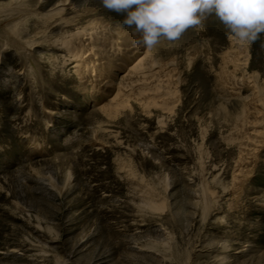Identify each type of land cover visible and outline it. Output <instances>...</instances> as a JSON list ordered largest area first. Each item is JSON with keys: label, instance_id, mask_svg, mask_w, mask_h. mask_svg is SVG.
<instances>
[{"label": "rangeland", "instance_id": "obj_1", "mask_svg": "<svg viewBox=\"0 0 264 264\" xmlns=\"http://www.w3.org/2000/svg\"><path fill=\"white\" fill-rule=\"evenodd\" d=\"M64 1L134 30L102 0H0V26L22 17L9 13L19 6L45 13ZM26 27L25 39L32 17ZM231 36L210 14L179 40L161 38L158 55L182 80L174 112L134 104L112 119L63 58L49 60L52 47L0 49V264H264V147L237 198V151L223 138L249 92L215 85L221 53L243 44L264 82V33L252 43L232 36L233 46ZM202 178L219 197L207 209ZM141 190L161 207H142Z\"/></svg>", "mask_w": 264, "mask_h": 264}, {"label": "bare ground", "instance_id": "obj_2", "mask_svg": "<svg viewBox=\"0 0 264 264\" xmlns=\"http://www.w3.org/2000/svg\"><path fill=\"white\" fill-rule=\"evenodd\" d=\"M69 4L64 1L45 13L28 11L27 5L9 11L11 15L21 14L22 17L0 26V49L14 47L22 50L25 46L40 43L52 47L59 55H50L49 60L63 58L70 65L76 83L84 93L94 98L97 110L106 119L131 111L134 104L147 114L152 109L165 114L174 112L180 101L182 80L174 74L175 70L168 61L158 55V49L135 45L133 41L139 38L134 34L135 30L111 26L108 21L93 15L91 9L77 11ZM68 9L69 15H65ZM31 17L34 28L25 39L26 22ZM55 25H61L62 31L51 35L49 30ZM233 40L232 37L231 45L235 43ZM239 45L242 46L241 43ZM246 49L243 44L241 50L231 48L221 53V62L215 73V85L224 95L239 98L243 88L249 92L239 102V110L229 115L230 130L223 136L237 151L232 171L234 181L230 188L236 197L251 177L264 147V82L258 84L253 80L249 69L254 64L249 61ZM52 68H57V65ZM43 113L52 114L49 110ZM46 125L51 123L47 121ZM28 136L24 133L23 138ZM41 146L38 141L34 142L36 150ZM201 190L203 209L218 202L217 193L208 187L204 179ZM141 191L142 207H161L150 190Z\"/></svg>", "mask_w": 264, "mask_h": 264}, {"label": "clouds", "instance_id": "obj_3", "mask_svg": "<svg viewBox=\"0 0 264 264\" xmlns=\"http://www.w3.org/2000/svg\"><path fill=\"white\" fill-rule=\"evenodd\" d=\"M104 8L123 13L134 28L135 45L153 48L161 38L176 41L214 14L241 42H255L264 33V0H102Z\"/></svg>", "mask_w": 264, "mask_h": 264}]
</instances>
